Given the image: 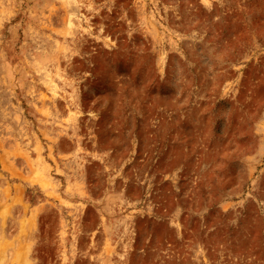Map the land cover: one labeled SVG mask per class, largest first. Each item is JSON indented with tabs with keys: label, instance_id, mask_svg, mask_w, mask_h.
Here are the masks:
<instances>
[{
	"label": "rangeland",
	"instance_id": "1",
	"mask_svg": "<svg viewBox=\"0 0 264 264\" xmlns=\"http://www.w3.org/2000/svg\"><path fill=\"white\" fill-rule=\"evenodd\" d=\"M0 264H264V0H0Z\"/></svg>",
	"mask_w": 264,
	"mask_h": 264
}]
</instances>
